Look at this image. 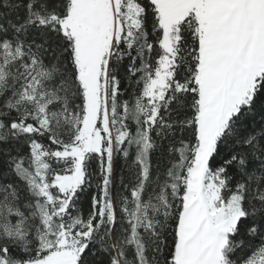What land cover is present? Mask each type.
<instances>
[{
	"label": "snow or ice",
	"instance_id": "6c2138e0",
	"mask_svg": "<svg viewBox=\"0 0 264 264\" xmlns=\"http://www.w3.org/2000/svg\"><path fill=\"white\" fill-rule=\"evenodd\" d=\"M0 264H264V0H0Z\"/></svg>",
	"mask_w": 264,
	"mask_h": 264
}]
</instances>
